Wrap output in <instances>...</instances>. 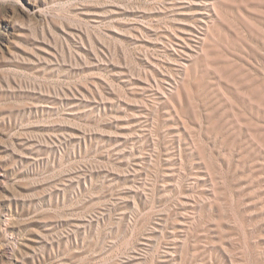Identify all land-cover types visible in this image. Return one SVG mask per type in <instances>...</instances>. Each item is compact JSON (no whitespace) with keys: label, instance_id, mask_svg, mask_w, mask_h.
<instances>
[{"label":"rangeland","instance_id":"1","mask_svg":"<svg viewBox=\"0 0 264 264\" xmlns=\"http://www.w3.org/2000/svg\"><path fill=\"white\" fill-rule=\"evenodd\" d=\"M0 264H264V0H0Z\"/></svg>","mask_w":264,"mask_h":264}]
</instances>
